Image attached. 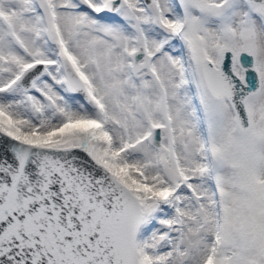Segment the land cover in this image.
Masks as SVG:
<instances>
[{"label":"snow or ice","instance_id":"6c2138e0","mask_svg":"<svg viewBox=\"0 0 264 264\" xmlns=\"http://www.w3.org/2000/svg\"><path fill=\"white\" fill-rule=\"evenodd\" d=\"M0 264H264V0H0Z\"/></svg>","mask_w":264,"mask_h":264}]
</instances>
